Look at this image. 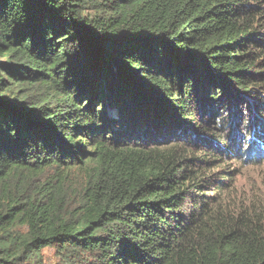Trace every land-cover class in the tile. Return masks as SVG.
<instances>
[{
    "label": "trees",
    "instance_id": "obj_1",
    "mask_svg": "<svg viewBox=\"0 0 264 264\" xmlns=\"http://www.w3.org/2000/svg\"><path fill=\"white\" fill-rule=\"evenodd\" d=\"M263 164L264 0H0V264H264Z\"/></svg>",
    "mask_w": 264,
    "mask_h": 264
},
{
    "label": "rangeland",
    "instance_id": "obj_2",
    "mask_svg": "<svg viewBox=\"0 0 264 264\" xmlns=\"http://www.w3.org/2000/svg\"><path fill=\"white\" fill-rule=\"evenodd\" d=\"M238 185L244 186L245 189H249L250 186L256 187L264 193V164L253 167L249 165L243 168L238 177ZM20 232L24 233L25 231L21 229ZM70 262L71 259L66 252L50 246L43 248L40 253L30 260L29 264H70Z\"/></svg>",
    "mask_w": 264,
    "mask_h": 264
}]
</instances>
